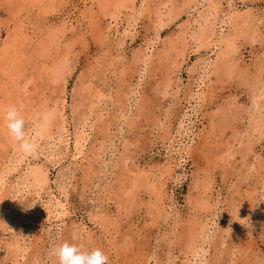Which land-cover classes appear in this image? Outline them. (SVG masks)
<instances>
[{"label": "rangeland", "instance_id": "rangeland-1", "mask_svg": "<svg viewBox=\"0 0 264 264\" xmlns=\"http://www.w3.org/2000/svg\"><path fill=\"white\" fill-rule=\"evenodd\" d=\"M195 1L0 0V108L39 137L23 154L0 112V264H59L64 241L109 264H264V0H214V29Z\"/></svg>", "mask_w": 264, "mask_h": 264}, {"label": "bare ground", "instance_id": "bare-ground-1", "mask_svg": "<svg viewBox=\"0 0 264 264\" xmlns=\"http://www.w3.org/2000/svg\"><path fill=\"white\" fill-rule=\"evenodd\" d=\"M191 1H193L194 2V0H191ZM215 1H217V0H215ZM192 2V3H193ZM196 2H197V0L195 1V4H196ZM218 2V1H217ZM216 2V3H217ZM208 3H209V7H208V11L206 10V9H204L205 10V12L206 13H208V15H206L205 14V19H204V23H206V25L209 23L210 24V20L211 19H213L212 20V22H211V24H210V27L212 28V29H214L213 27H214V25H215V23H216V21H217V19L219 18V13L220 12H218V8L217 7H214V5L216 4L215 2H214V0H208ZM218 4H219V2H218ZM165 5V4H164ZM172 6V5H171ZM196 6V5H195ZM206 6V5H205ZM217 6V5H216ZM191 7V6H190ZM169 9V8H168ZM220 11V10H219ZM188 12V11H187ZM201 14H203V13H201ZM200 14V15H201ZM203 16V15H202ZM204 17V16H203ZM202 17V18H203ZM202 18H201V20H202ZM239 19V18H238ZM245 19V18H244ZM198 20H200V19H198ZM200 20V21H201ZM116 21V20H115ZM203 21V20H202ZM233 23V25L235 26L236 25V23H237V17L236 16H233L232 17V20H231ZM126 22V21H125ZM195 22V21H194ZM221 22V21H220ZM196 23V22H195ZM203 23V24H204ZM114 24V23H113ZM190 24V23H189ZM188 24V25H189ZM203 24L200 26V24H199V26H200V29L201 28H205L206 27V25H204L203 26ZM117 25V24H116ZM114 26V25H113ZM128 26H129V24H128ZM197 26V25H196ZM189 27H190V25H189ZM210 27H208V28H210ZM125 28V27H124ZM123 28V29H124ZM186 29V28H185ZM196 29V28H195ZM115 30H117V29H115ZM127 30V29H126ZM187 30H189V28H187ZM198 30H199V28H198ZM211 29H209V31H210ZM125 31V30H124ZM202 31V34L203 35H201V34H198L197 33V31H195V33L193 34V30H192V34H190L189 36H191V35H193L192 36V39H193V41H194V43H199V44H201V43H203V42H201V40L203 39V36L205 37L206 36V33H204L205 31L204 30H201ZM126 32V31H125ZM129 32V31H128ZM212 32V31H211ZM187 33V32H186ZM207 33H208V31H207ZM184 34V33H183ZM188 36V35H187ZM198 36V37H197ZM131 38V37H130ZM191 38V37H190ZM222 39V38H221ZM231 36H226V37H224L222 40H220L219 41V43H221V45L222 44H224L225 45V48L226 49H229V47H231V45H230V43H231ZM206 41V40H205ZM204 41V42H205ZM209 41V40H208ZM233 41V40H232ZM213 42H215V41H213ZM213 42H209V46L210 45H213V46H216V43H213ZM234 43V42H233ZM205 44V43H204ZM233 45V44H232ZM206 46V45H205ZM217 47V46H216ZM228 47V48H227ZM231 48H233V46L231 47ZM230 50V49H229ZM222 51V50H221ZM219 53H220V51H219ZM228 54V51L226 50V52H222V54H221V56H220V54L219 55H217L216 57H217V59H218V62H220L222 59H223V57H225V55H227ZM148 56V55H147ZM216 61V60H215ZM194 66H196L195 64H193ZM198 65V64H197ZM218 65H220V63L218 64ZM206 66V65H205ZM193 67V66H192ZM204 67V66H203ZM194 68V72L196 73L197 72V70H198V67L196 68V67H193ZM193 68H192V71H193ZM215 68V67H214ZM190 73H191V69L190 70H188ZM263 71V70H262ZM198 74V73H197ZM191 76V75H190ZM189 76V78H191ZM193 79V78H192ZM99 96V95H98ZM257 104V103H256ZM52 116V115H51ZM80 122V121H79ZM259 123V122H258ZM78 124V123H77ZM256 125V124H255ZM42 126V125H41ZM77 126V125H76ZM42 127H44V126H42ZM62 127V126H61ZM80 128V127H79ZM78 128V129H79ZM61 129V128H60ZM82 129V128H81ZM80 129V131L78 132V133H76V137L74 138V140H73V142H72V144H73V146H74V150H76V152L78 153V152H80V151H82L81 150V148L84 146V141H85V133H84V131H82ZM36 131V130H35ZM78 131V130H77ZM64 132V131H63ZM74 132V131H73ZM40 133V132H39ZM61 134V133H60ZM59 134V135H60ZM63 134V133H62ZM62 136V135H61ZM169 138V137H168ZM38 140H39V137L38 138H34L33 140H32V142H33V144L35 145V148H34V150L31 152L33 155H35L36 153H37V151H38V148H37V144H38ZM72 140V139H71ZM59 141L60 142H62V144H63V146H64V148H65V150L67 151L68 150V146H69V144H70V141H69V139H67V137H63L62 139H59ZM172 142V141H171ZM172 151V150H171ZM177 151V150H176ZM172 153V152H171ZM171 153H170V155H171ZM24 154V153H23ZM23 157V156H22ZM24 158V157H23ZM25 159V158H24ZM12 160V159H11ZM18 160H20V159H18ZM168 162V161H167ZM43 166V165H42ZM11 167L13 168V169H17V163L15 162V160L13 161L12 160V163H11ZM35 168V169H34ZM167 169V168H166ZM29 173H28V175L21 181V183H16V185L14 186L15 187V190H16V192L18 191V190H20V187H22L23 185H24V183H25V181H27V177L28 176H32V178H33V181L34 182H36L37 184H38V182L41 180V179H44V181H46L47 180V178H46V173H45V171L44 170H42V168H40V169H38V167L36 166V167H32V169H30L29 171H28ZM167 172V171H166ZM168 173H170V171L168 170ZM172 180V179H171ZM36 183H34V185L35 186H37V184ZM12 186V185H11ZM34 189L36 190V187H34ZM34 190V191H35ZM23 191H26V190H23ZM25 193V192H24ZM16 194V193H15ZM36 194V196L37 197H39L40 198V196H39V193H35ZM14 194H12V196H13ZM50 197V196H49ZM53 197H54V199H53ZM51 196L50 197V199H53L55 202L54 203H50L49 202V204L45 207V209H46V211H47V213H50V214H54V212L59 216H61V215H63L64 214V210L66 209L65 208V206L61 203V202H59V199L58 198H56L55 196ZM10 198H12L11 196L9 197V199ZM11 200V199H10ZM66 211V210H65ZM54 216V215H53ZM58 218V217H57ZM48 221V220H47ZM196 248V247H195ZM195 251H196V249H195ZM193 257H195V255L193 256ZM188 263L189 264H197L196 262L194 263L193 261H188Z\"/></svg>", "mask_w": 264, "mask_h": 264}, {"label": "clouds", "instance_id": "clouds-1", "mask_svg": "<svg viewBox=\"0 0 264 264\" xmlns=\"http://www.w3.org/2000/svg\"><path fill=\"white\" fill-rule=\"evenodd\" d=\"M9 135L17 141L18 148L23 153H31L35 145L25 130V118L13 104L0 108ZM51 253L59 264H109V257L100 249L85 250L82 246L64 241L54 245Z\"/></svg>", "mask_w": 264, "mask_h": 264}]
</instances>
